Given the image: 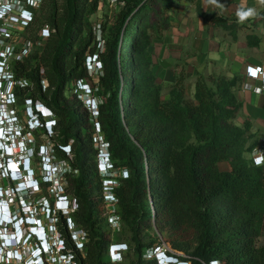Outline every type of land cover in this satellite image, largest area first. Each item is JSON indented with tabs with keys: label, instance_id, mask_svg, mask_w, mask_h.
<instances>
[{
	"label": "trees",
	"instance_id": "obj_1",
	"mask_svg": "<svg viewBox=\"0 0 264 264\" xmlns=\"http://www.w3.org/2000/svg\"><path fill=\"white\" fill-rule=\"evenodd\" d=\"M102 1L43 0L21 34L31 52L12 65L14 104H44L57 118L53 134L40 117V127L22 131L46 137L49 157L64 166L63 198L76 206L67 216L56 214V199L49 193L53 182L37 177L63 253L75 264H122L108 255V219L115 214L138 257L131 264H155L143 256L162 246L159 233L170 251L190 264H264V164L256 166L251 159L258 147L252 140L260 138L252 123H235L243 108L236 95L241 78L199 75L189 98L183 68L165 99L151 49L164 40L183 0H118L115 18L96 29L91 18ZM204 18L233 40L245 27L238 19ZM258 18L264 20V11ZM260 42L255 34L246 37L249 47ZM88 58L98 60L93 82ZM79 80L93 88L95 113L78 92H69ZM102 146L125 178L99 171ZM224 163L230 169H222ZM112 178L119 185L112 189L115 205L108 207L104 182ZM68 221L81 232L80 246Z\"/></svg>",
	"mask_w": 264,
	"mask_h": 264
},
{
	"label": "crops",
	"instance_id": "obj_2",
	"mask_svg": "<svg viewBox=\"0 0 264 264\" xmlns=\"http://www.w3.org/2000/svg\"><path fill=\"white\" fill-rule=\"evenodd\" d=\"M177 12L171 29L164 40L154 44L153 71L166 93L174 83L180 68L186 71V90L189 98L194 97L195 83L199 75L210 74L225 76L229 79L239 76L241 82L236 95L243 102L238 118L242 125L245 121L252 123V132L257 133L264 142V130L256 128L257 121L264 118V91L258 93L255 88L262 82L248 76L249 67H263L264 71V20H259L260 12L264 11V0H194L192 3L181 1L176 4ZM253 9V15L240 20L238 13ZM228 17L238 19L245 27L238 32L237 40L222 28L211 25L204 18ZM248 34L257 35L261 42L258 47H249L246 43ZM253 89L249 90L246 85ZM239 120V119H238ZM259 122V123H260ZM257 125V126H255ZM225 169H230L224 163Z\"/></svg>",
	"mask_w": 264,
	"mask_h": 264
},
{
	"label": "rangeland",
	"instance_id": "obj_3",
	"mask_svg": "<svg viewBox=\"0 0 264 264\" xmlns=\"http://www.w3.org/2000/svg\"><path fill=\"white\" fill-rule=\"evenodd\" d=\"M121 8V4L118 2V0H103L100 8L98 10V12L92 16V21L94 23V26L96 29L99 28V25L102 21H105L106 19L109 20H113L116 16V14L119 12ZM14 41H17L18 46H20V44L25 42V39L19 35L13 38ZM159 42V41H157ZM155 42V43H157ZM154 43V44H155ZM154 46V45H153ZM152 46V48H153ZM152 50V49H151ZM87 68L91 71V76H92V82L95 81L96 78V72H95V68L99 69L98 67V60L93 58L92 62H90V59L88 58L87 60ZM184 67L180 68L183 69ZM84 85L82 86L81 84L77 85L75 84V82H73L70 85V91L71 93H76L78 92V96L85 101V103H87V100L90 98V93H93V88L91 86L90 83L84 81ZM164 87V86H163ZM83 88V89H82ZM169 93V91L166 93V95ZM169 95V94H168ZM163 97L165 98L164 95V89H163ZM26 106L22 107V106H17L14 104V102L10 105V110L16 115V119L18 121L19 126L21 127V130L23 129H30L29 127L33 128L36 127L37 123H31L30 126H28L29 123V108H28V103L26 102ZM35 111V108H34ZM243 116L241 118H238L236 120L237 124H240V120H243ZM245 119V118H244ZM15 120V119H14ZM248 121V120H247ZM258 122V126L256 128H259L262 130H264V118L263 121H257ZM260 122V123H259ZM245 123V122H244ZM243 123V124H244ZM242 124V125H243ZM29 137L32 138V144L28 145V149L25 153L19 152L18 149H14V153L15 156L18 155V158L20 159V155H25L26 158H24V161L22 160L19 164H20V168H18V170L20 171V173L22 175H25L26 172V168H27V164L28 161L27 159L30 160V164L32 163V166H34V176L40 177L41 181H45L44 180V164H51L54 163L56 160L51 159L52 161L49 162L48 158L51 154L52 151L50 150V148L48 149L47 147H49L48 144V140L46 137L44 136H40L39 138L33 137L31 134H29ZM257 141L258 147H261L262 142L260 141L259 138H253V141ZM38 151V155H36L35 152ZM99 159V158H98ZM57 162V161H56ZM58 163V162H57ZM7 164V163H6ZM23 164L24 167H23ZM5 165V158H4V154L1 152L0 153V169H4ZM224 167L222 166V169ZM63 172H65L64 170V166L62 167V172L61 174L58 175V177L56 179H54L53 185L50 189V194L53 198L56 199V203H55V211L56 214H62V215H66L67 213L64 209L63 206L66 205V201H68L67 205L70 204L69 207V211H71V204L72 202L70 201V199H66L63 198L64 196V192L62 190V187L64 186V182L61 180V175L63 174ZM14 174V172H12V175ZM113 177H115V174L112 175ZM16 178H11L10 173L5 172L2 175H0V199H1V195L3 194L5 196L4 200L7 202L8 206L10 207L11 211L16 215L19 213H28L30 217H33L37 222L39 220H41V224L44 225V227L46 228L47 231H49V227L51 225H55L56 220H53L51 218V214L49 212L50 210V204L47 203V201L45 200V197L43 196V193L41 190H39V185L38 188H33L30 189L28 191H23V186L20 188L17 185V181L15 180ZM116 179V178H113ZM56 180L59 182L57 184ZM40 180H38L37 178V182H39ZM104 185H107V182H104ZM18 187V188H16ZM18 191L21 192V195H18ZM2 193V194H1ZM60 201H65L63 203H59ZM108 205V203H107ZM111 208L107 207V216L109 217L110 213H111ZM109 221V219H108ZM109 223V222H108ZM69 229L71 232L76 233L77 234V239L75 237L74 240L77 243L78 246H80L81 241H80V237H81V233L79 232V228L76 227L75 225L71 226L69 225ZM57 230V228H56ZM107 230H109L111 232V237H112V243L109 247V249L116 244H127L128 246V252L125 253L126 256L124 257V261L121 262L122 264H131L133 261H137V254L134 253L133 250H131V236L128 233L123 232V230L120 227L117 226H111L109 225L107 227ZM54 236V233L49 232V235ZM154 234V233H153ZM153 234H151V237L154 236ZM159 238L160 241L163 242L162 246L163 249L166 248L167 250L170 251V245L168 243H166L164 241V236L162 234L159 233ZM155 237V236H154ZM150 239L148 238L147 241H149ZM35 244V243H34ZM35 246V245H34ZM26 252V251H25ZM28 255V253L26 254ZM107 260V259H106ZM68 259H62L61 256L58 257V262L56 263H50V264H67ZM0 264H3V260L0 257Z\"/></svg>",
	"mask_w": 264,
	"mask_h": 264
},
{
	"label": "clouds",
	"instance_id": "obj_4",
	"mask_svg": "<svg viewBox=\"0 0 264 264\" xmlns=\"http://www.w3.org/2000/svg\"><path fill=\"white\" fill-rule=\"evenodd\" d=\"M253 12H254L253 9H248L247 11L240 12V13H238L239 19L244 20L247 17L253 15ZM86 104L92 110L93 113L96 112V110H97V99L93 95H90V98L87 100ZM33 106L35 108V111H34V109L29 108V111H30L29 119L30 120H29L28 126H30L31 123H37L36 128L40 127L41 126V121L39 120V117H40L44 121V126H45L47 132L49 134H53L54 129L56 127V123H57V118H56L54 112L44 104L39 103V104H35ZM36 113L38 115H36ZM2 118H4V120H5V125L2 128H0V135L5 134L6 137L5 138L0 137V152H3L5 154L9 153L10 155L5 157V165H3L4 169H0V175H2L5 172H8V173H10L11 178H13L14 175H12V172H14V170L11 167V164L13 162H15L18 165L17 167H19L20 166L19 163L22 160L25 163L24 158H26V156L23 154V155H20L21 158L19 159L18 155L15 156L14 149H18L19 152H22V153H25L27 150H25V148L23 147V143H24L23 142L24 141L23 136H24V134H23V131L21 130V127L18 124V121L16 119V115L14 113L13 114L8 113L6 115H2L0 112V120ZM29 128H31V127H29ZM15 132H18L19 134L15 135L14 134ZM47 158H48L49 162L52 161L50 157H47ZM27 160H29V159H27ZM29 162H30V160H29ZM254 162L257 165H259V164H261L262 160H261V158H257ZM98 164H99V171L101 173H104L105 176L113 177L112 175H114V174H115V177H117V178H119V177L125 178L127 176L125 172L116 171V169H114L113 161L111 159L110 152H109L107 146H102L100 154H99ZM24 165L25 164H23V167H24ZM52 165L56 168V172L54 174V176H55L54 179H56L58 177V175L61 174L62 167L55 162L52 163ZM30 166L34 170L32 163L30 164ZM25 167H26V165H25ZM34 178L37 180V178L35 176H34ZM109 181L112 182L111 187H110L111 191L115 186L119 185L118 179H113V178L107 179L105 182H107V184H108ZM56 182H58V181L56 180ZM16 188H18V187H16ZM20 188H21V186H20ZM23 191H28V190H23ZM18 192H20V191H18ZM4 198H5V196L2 194L0 201L1 202L4 201L7 204V202L4 200ZM62 202H65V201H62ZM66 203H68V201H66ZM69 207H70V204H68L67 208L65 209L66 213L73 212L76 209V206L74 203L71 204V211H69ZM9 209H10V207H9ZM10 211H11V209H10ZM12 214H13V218L15 220H17L18 218H22L25 215L24 213L22 215H20V214L15 215L13 212H12ZM68 223L71 227L70 221H68ZM5 224H6V222H4V219H2L0 225L4 226ZM6 228L13 231L14 230V224L13 223L8 224ZM23 228L25 230L28 229V227L26 225H23ZM49 229H50L49 231L46 230V233H47V239H48L49 244H50V251L44 252L40 256V258L38 259L39 264L56 263V262H58L59 256H61L62 259L67 258L68 264H75L71 260L70 257L66 256L63 253L64 244H63L62 240L60 239V237L57 233L55 225H51L49 227ZM49 232L54 233V236H53V234H52V236L49 235ZM79 232H80V230H79ZM74 234H76V233H74ZM4 236L5 235H2L0 233V257L3 260V264H27L28 261L31 260V257H32L30 247L29 246L23 247V245L20 244L16 240H12V242H10L9 244H6L5 242H3ZM76 236H77V234H76ZM34 243H38V241L36 240V238L33 237L31 240V244L34 245ZM7 250H9L11 252L9 254H7L6 253ZM14 250H18L20 252V255L14 254ZM128 250L129 249H128L127 244H116V245H113L109 249L108 255H109L110 260L112 262L114 261V263H121V257L124 256L125 253L128 252ZM27 253H28V255H26ZM115 256L118 257V259L116 261L114 259ZM143 257L149 261L155 262V264H190L187 261L181 260L175 253H173L171 251H165L163 249V247H161V246L148 250L144 254ZM212 264H215V262H213Z\"/></svg>",
	"mask_w": 264,
	"mask_h": 264
},
{
	"label": "built area",
	"instance_id": "obj_5",
	"mask_svg": "<svg viewBox=\"0 0 264 264\" xmlns=\"http://www.w3.org/2000/svg\"><path fill=\"white\" fill-rule=\"evenodd\" d=\"M42 2L43 0H0V112L2 115H6L8 113L13 114V112L10 110V105L14 102L12 97V87L14 84L12 65L14 61L22 60L31 52V44L28 41H25L23 44L21 43L20 46H18L17 41H14L13 38L21 35L27 26H29L34 21ZM49 35L50 29L49 27H45L42 30V36L47 38ZM17 49H19L18 52L16 51ZM247 74L249 77L259 79L262 82L261 87L255 88L254 91L258 93L264 91L263 67H249ZM78 84L83 86L85 83L82 80H79ZM246 88L251 90L253 89V86L247 84ZM27 103L29 104L28 108L32 109L33 104L31 102ZM4 125L5 120L2 118L0 120V128H2ZM35 128L36 127L30 128V130ZM0 137L5 138L6 136L4 134L0 135ZM23 138V147L25 150H27L28 145L32 143V140L26 135H24ZM3 154L4 158L10 155L9 153ZM257 158H261L262 160L261 164L259 165L254 162ZM251 159L256 166H261L264 164V142L262 143L261 147H257L253 151ZM111 184L112 182L109 181V183L105 185V200L108 203V207H112L116 202L110 189ZM118 221L119 217L115 214H112L109 217V223L112 226H117ZM164 250L169 251L166 248H164ZM114 259L116 261L118 257L115 256ZM123 261L124 256L121 257V262Z\"/></svg>",
	"mask_w": 264,
	"mask_h": 264
},
{
	"label": "snow or ice",
	"instance_id": "obj_6",
	"mask_svg": "<svg viewBox=\"0 0 264 264\" xmlns=\"http://www.w3.org/2000/svg\"><path fill=\"white\" fill-rule=\"evenodd\" d=\"M253 74H255V73H253Z\"/></svg>",
	"mask_w": 264,
	"mask_h": 264
},
{
	"label": "bare ground",
	"instance_id": "obj_7",
	"mask_svg": "<svg viewBox=\"0 0 264 264\" xmlns=\"http://www.w3.org/2000/svg\"><path fill=\"white\" fill-rule=\"evenodd\" d=\"M5 219V218H4Z\"/></svg>",
	"mask_w": 264,
	"mask_h": 264
}]
</instances>
